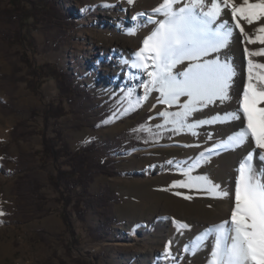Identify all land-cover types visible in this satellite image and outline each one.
<instances>
[{
	"label": "rangeland",
	"instance_id": "1",
	"mask_svg": "<svg viewBox=\"0 0 264 264\" xmlns=\"http://www.w3.org/2000/svg\"><path fill=\"white\" fill-rule=\"evenodd\" d=\"M163 1L55 0L74 25L40 22L32 29L33 46L14 37L18 24L0 25V32L11 33L0 36V158L6 156L0 161V264H212L215 227L229 220L234 195L231 190L214 196L208 189H232L246 151H230L226 159L202 155L234 133L231 126L212 123L232 105H197L178 130L175 113L188 97L162 103L159 86L131 67L158 27L145 28L144 20ZM9 5L0 0V9ZM132 9L142 14L137 27ZM45 63L69 73L71 84L91 97L61 90L55 78L39 79L36 68ZM247 83L248 78L244 89ZM204 125L211 127L200 133ZM42 130L47 137L60 132L71 150L96 142L93 154L104 156L115 171L98 174L87 193L74 189L86 211L81 217L68 206L71 228L50 180L60 162L41 152ZM254 176L264 182V163ZM21 177L26 181L18 189ZM176 181L196 186H174Z\"/></svg>",
	"mask_w": 264,
	"mask_h": 264
},
{
	"label": "snow or ice",
	"instance_id": "2",
	"mask_svg": "<svg viewBox=\"0 0 264 264\" xmlns=\"http://www.w3.org/2000/svg\"><path fill=\"white\" fill-rule=\"evenodd\" d=\"M131 4L134 0H128ZM211 7L203 11L205 0H190V3L176 7L180 0H164L155 9L163 11L164 20L157 21L158 27L143 41V47L136 52V61L131 64L133 69L147 71L149 82L153 87L159 86L164 104H179L180 97L187 96L181 112L174 121L177 129H182L185 118L196 110L216 101L229 99V89L234 70L227 61L219 59H204L210 53L225 48L232 36L233 28L227 19L217 28L213 24L225 10H230V19L235 22V28L242 33L251 44L264 45V23L257 29L255 39L245 31L247 25L264 21V0H209ZM197 9H200L197 12ZM246 51H248L246 49ZM249 57H264V47L249 51ZM189 61L185 70L173 72L177 65ZM248 83L239 101V111L246 119L247 126L231 138V144H244L251 137L257 149L264 150V72H254V69L264 70V63L248 61ZM148 83L144 84L146 92ZM163 115L167 116L168 113ZM230 119L239 120V115L233 114ZM207 122V121H205ZM195 127L189 125V129ZM203 155V154H202ZM259 159L264 156L257 153ZM253 155L249 153L239 168L238 182L234 188V206L230 220L223 221L215 227V247L212 252V264H264V182L256 178L251 167ZM195 166V165H194ZM188 173L191 169L187 170ZM197 182L210 183L201 177ZM193 187V183L176 181L174 186ZM219 185L208 189L211 195L228 196V192H219ZM179 195V193H177ZM191 199V197H187ZM4 213L0 212V215ZM179 228L188 225L177 222ZM171 241L168 242L170 254Z\"/></svg>",
	"mask_w": 264,
	"mask_h": 264
},
{
	"label": "trees",
	"instance_id": "3",
	"mask_svg": "<svg viewBox=\"0 0 264 264\" xmlns=\"http://www.w3.org/2000/svg\"><path fill=\"white\" fill-rule=\"evenodd\" d=\"M69 18V14L63 12L55 0H10L8 7L0 9V25L18 24V29L14 31V37H18V40H22L25 44L27 42L30 43L31 46L34 45L32 29L37 28L40 22L58 21L60 23L64 20V23L74 25ZM4 35L9 36L11 33L7 30L0 32V36L3 37ZM36 71L39 79L55 78L59 82L60 89L65 92L73 90L80 95L91 97V93L86 88L76 87L71 84L72 80L69 73L58 70L51 63L39 66ZM141 108L142 106L139 105L130 116H134ZM52 112L56 119L61 116L58 108ZM122 117L125 119V116ZM40 132L44 136L41 152L52 158L55 163L60 162V165L57 164V173L51 176L50 180L60 194L64 204L63 218L68 227L71 228L72 224L67 214L68 206L73 205L76 213L81 217L86 211L84 201L73 195L74 189L79 187L82 192L87 193L89 184L98 174L113 175L115 171L109 167L104 156L98 157V155L93 154L95 153L94 149H98L96 142L71 150L60 132L57 131L53 137H47L45 130ZM121 152L122 150H120ZM63 157L65 161L61 163V158ZM4 159H6V156L3 155L0 161ZM24 181H26L25 177L17 180L18 189L22 188Z\"/></svg>",
	"mask_w": 264,
	"mask_h": 264
},
{
	"label": "bare ground",
	"instance_id": "4",
	"mask_svg": "<svg viewBox=\"0 0 264 264\" xmlns=\"http://www.w3.org/2000/svg\"><path fill=\"white\" fill-rule=\"evenodd\" d=\"M163 2L160 4L157 3V5L159 4L157 8H159L163 4ZM236 2L241 3L242 0H236ZM251 2H255V0H251ZM188 3H190V0H180V3L176 7L177 8L182 7ZM210 7H211V3L209 2V0H205L203 11L207 12ZM131 11H132V15H134L132 20L134 21V24L137 27L142 22V14L136 13L133 9ZM199 11H200V9H197V12H199ZM226 13L230 14V10H225V12H222L221 16L217 19V21L214 22L212 27L214 29L217 28L223 20L227 19L229 21V25H231V27L233 28L232 36L229 39V42L225 48L219 49L215 53H210L204 59H207V60L219 59L221 62L227 61L229 64H231V66L234 70L235 75L232 78L231 86L229 89V99L226 101H223V102H220V101L215 102L217 104V106L218 105L224 106L227 104L232 105L233 109H230L229 111H227L223 115L218 114L219 118H213L214 121L212 120L213 125L218 124L222 127L231 126L234 129V133L232 135L228 136L219 145H214V146H210V147L206 148L202 154L206 155V156L217 157V158H221V157L222 158H225V157L228 158L230 151H233V150H241V151L243 150L244 151L245 150L246 154H245L244 159L242 161L240 159V161H241L240 165L242 163H244V161L246 160L249 153H251L253 155V159L250 163H251V167L253 169V173H255V171L257 170V164L264 163V160L259 159V157L257 156V153H259L261 156H264V150L257 149L255 147V141L251 137H249V139L247 141H245L244 144H241L238 146H233L231 144V138L233 136H235L238 132H240L241 130L246 128V123L244 121L243 114L241 111H239V101L242 99L244 85L246 84V79L248 78V67H249L248 61H249V59H252L257 64L264 63V57H257V56L249 57L248 52L258 50L260 47H264V45H260L259 43H257V44L249 43L247 41V38L242 33H239L238 29L235 28L234 21L231 20L230 15L226 14ZM161 18H165L163 11L157 13V12H155V10H153L147 16L146 20H144L145 28L150 27V25L152 26V24L156 23ZM261 23H264V21L254 22L253 25H247V23L245 21H243V24L245 25V31L248 32V35L252 36L253 39H255V37L257 35V29L260 27ZM246 49L248 51H246ZM188 64H189V62L184 61L182 64L177 65L176 68H178V70L182 72L183 70H185V68L187 67ZM117 67L119 70L122 69L123 72H126V70L123 69L120 64H118ZM150 68L151 67H149L146 71L141 70V69L140 70L143 73H147V71H149ZM254 72H264V70L257 68V69H254ZM131 77H134V76L132 75ZM204 109L209 110L208 106L204 107ZM233 114L239 115L241 118L239 120L230 119L229 117H231ZM209 127H211V126L204 125V126L200 127V129H199L200 133H204V132L207 133ZM240 165L237 169V175H238V176H236L237 182H238V178H239ZM234 187L231 189L230 185H227L225 192L230 193L232 190V192H233L232 195H234ZM227 207H228V205L225 204L224 209L222 210L223 213H226ZM230 215L231 214L227 215L229 220H230Z\"/></svg>",
	"mask_w": 264,
	"mask_h": 264
}]
</instances>
